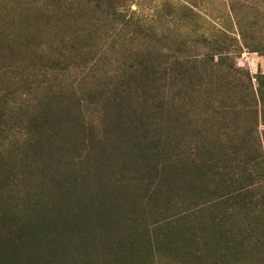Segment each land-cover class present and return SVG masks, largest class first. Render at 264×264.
Returning <instances> with one entry per match:
<instances>
[{
    "label": "trees",
    "instance_id": "trees-1",
    "mask_svg": "<svg viewBox=\"0 0 264 264\" xmlns=\"http://www.w3.org/2000/svg\"><path fill=\"white\" fill-rule=\"evenodd\" d=\"M126 1L0 0V63L15 51L41 55L36 40L63 37L59 20L68 23L75 16L88 15L98 28L107 23L114 33L120 27L142 35L140 18L128 16ZM238 23L245 41L264 34L256 20L248 27L242 19ZM84 30L71 31L78 48L71 43L51 66L32 67L41 73L35 83L24 78L14 93L0 81V138L10 124L7 131L20 130L27 150L19 165L32 169L30 181L51 176L67 183L64 195L108 197L80 200L83 208L97 202L94 218L86 211L67 214L62 234L33 242L45 209L28 199L27 216L17 220L16 200L6 190L17 175L0 177V264H60L67 253L72 264H165L178 252L186 254L185 264H264V206L257 211L253 190L264 182V74L255 88L250 73L238 75L221 45L192 54L186 44L176 48L163 40L158 50L145 43L115 71H100L97 56L108 50L103 44L89 45L86 57L75 54L82 50ZM44 84L47 105L1 120L7 117L1 106L14 94L28 103ZM58 150L66 152L61 160ZM11 159L13 166L19 161L14 154ZM137 178L145 182L136 186ZM95 182L110 185L93 192ZM61 237L68 248L57 250L52 246ZM40 242V258L31 260Z\"/></svg>",
    "mask_w": 264,
    "mask_h": 264
},
{
    "label": "rangeland",
    "instance_id": "rangeland-1",
    "mask_svg": "<svg viewBox=\"0 0 264 264\" xmlns=\"http://www.w3.org/2000/svg\"><path fill=\"white\" fill-rule=\"evenodd\" d=\"M126 4L129 7L127 12L128 16H132L135 19L140 18L139 23L141 24L140 26H143L144 30L142 35L134 34L132 29L121 30L120 27H115L114 33L113 29L111 30L110 25L107 23H105V25L102 24L100 28L94 27L95 24L93 20L89 19L88 15H84L82 18L79 16L71 17L68 19V23L67 21L62 22L59 20L58 23L61 24L60 35L63 32L65 35H63V37L48 36L43 39V42L38 38L36 43L40 46L41 55L32 54L28 57L24 56L23 52L15 51L13 54L6 53L5 55H8L7 58H1L0 81H3V86L6 89L5 91L8 92L10 86L9 91L16 93L20 86L24 85L22 81L24 78H28L29 81L35 83L37 74L40 72L36 69L35 72L31 70L34 65L41 64L51 66V61L54 57L56 58L57 52H59V57L64 55V52L71 49V43L75 49L78 48V42L76 43V38L78 37H73L74 35L71 31L77 34L79 28H84L86 30H84V35L80 37V46L82 50L80 49V51L78 50L75 52L77 57H86L85 53L87 52L88 46L94 44L95 41H97V44H103V48L108 49L104 57L98 58L101 54L97 56L100 71H108L109 73L115 71L122 63L126 62L127 59H131V56L136 54V52L146 48L144 45L145 43H147L148 49L149 42L151 49L153 48L155 50L160 49L158 40H163L165 46L167 44H173L176 48L186 44L188 49L192 51V54L213 52L211 48L216 43L225 49V53L229 54L228 56L231 59L230 63L234 67V70L237 71L238 75L249 72L250 76L253 78L255 88H257V78L259 75L264 74V34L255 33L254 40L248 38L247 41H245L238 19H242V23L247 25V27L250 26L251 22L254 20L259 22L258 26H264V0H127ZM41 8L43 9L44 7ZM57 15H59L57 17H63L65 20L64 16L66 15L62 12H58ZM97 20L98 22H96V25L100 23L99 20H102V17H98ZM151 29L154 30V33H145V30ZM17 31H20V29ZM90 31L93 33L92 39H89L88 36V32ZM250 36L253 38L252 34ZM69 38H71V41ZM204 38H207L205 42H203ZM215 55H217V53H215ZM218 58V56L215 58V62L218 61ZM78 62H81L80 59H78ZM11 65L12 69L7 68ZM77 87L78 86H76V88ZM48 93L49 87H45V84L44 86L41 85V88H38L33 94L31 101L22 104L19 101L18 94H14L11 97L12 99H9L10 102L7 101L9 104L6 105V107L1 106V110L4 111V114L7 116L2 117L1 120L5 119L9 121L10 117L12 118L11 120L20 119L22 116H27L25 114L26 111L32 113L37 109H42L43 105L46 104L43 103V99L46 98ZM2 96L3 94L0 93V98ZM191 106L192 105H190V108H192ZM196 108H198V110L202 109L200 107ZM10 127H12V124H10ZM9 128L7 130H9ZM7 130L4 132V135L7 137L3 136L0 138V160L6 162L3 164L0 163V177L3 179L4 176H9L10 178L11 176L17 175L16 179H14V183L8 185L9 187L7 189L5 188L9 192V196H11L9 199L13 197L14 200H16L15 203H12L13 205L15 204L14 206H17V209H14V211L17 212L16 219L22 221L24 217L27 216L26 210H28L29 207H26L25 203L28 199L39 200V203L43 206V209H45L41 211V218L43 219L41 222L37 221V225L38 223L39 225L35 228L36 231L31 233L32 241H45L47 235L53 234L49 238V240H51L57 233L62 234L60 230L64 228V223L61 220L62 218L64 219L67 214L80 217V214H82L81 211H86L85 213L94 218L96 211H98L97 209H99V205H96L97 202L90 207L83 208V204L80 203V200L101 198L102 201H104V197H108V194L98 191L102 185H110V182H95L91 190L93 192H98L97 196H90L88 193L82 195L79 191H73L70 195L60 193L61 189L63 190L67 183L54 182L51 176H48L45 180L32 179L30 181L31 178L29 176L32 169L28 168L29 166L19 165L21 160L25 157L23 153L27 150L23 143L24 137L21 135L18 128L12 132ZM10 153L17 156L19 160L14 166L13 163H11V165L9 163L12 160ZM57 153L58 160H61L62 156L66 155V152L61 153L59 150ZM84 163L87 164L86 162ZM33 164L34 163L31 162L30 166ZM17 165L19 166L16 167ZM63 167L64 166L60 168V172H64ZM85 167L92 166H88L87 164ZM85 167L82 166L81 169H85ZM171 177V174L168 175V178ZM134 182H136V186H139L140 182L145 181L141 178H137ZM178 184L182 185V181H179ZM131 190H133V188L128 189V191ZM253 190L256 193L254 195H257L254 202L255 204L258 203L256 208L257 211H260L264 206V203L262 204L264 200V182L255 185ZM185 196V192L184 195L181 194L183 200ZM6 201L8 203L9 200ZM24 207H26V209ZM71 219L73 220L74 218L71 216ZM77 219L79 221L80 218ZM31 224L33 226L36 225L34 222ZM3 234L5 233L1 234L2 237L4 236ZM62 238L64 237L58 239L60 245L54 244L52 247L57 250L66 249L67 246L65 242L61 241ZM42 246L43 242H40L37 246L33 247L34 252L31 253V260L40 258L39 254L41 253H38V251H42L39 249ZM67 254L66 258H64L60 264H72L70 258H67ZM95 254L102 253L100 250H96ZM155 259L160 260V258ZM163 260H166L165 264H185L187 259L186 254L178 252L177 254L174 253V256H168ZM156 262L158 264L161 263L159 261Z\"/></svg>",
    "mask_w": 264,
    "mask_h": 264
}]
</instances>
